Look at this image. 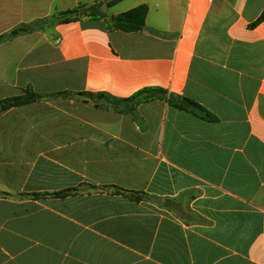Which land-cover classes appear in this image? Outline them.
Returning <instances> with one entry per match:
<instances>
[{"label": "crops", "instance_id": "crops-1", "mask_svg": "<svg viewBox=\"0 0 264 264\" xmlns=\"http://www.w3.org/2000/svg\"><path fill=\"white\" fill-rule=\"evenodd\" d=\"M142 5L143 30L112 28ZM80 6L100 16L58 20ZM263 13L264 0H0V37L36 25L0 41V102L41 96L0 112V264H264ZM146 88L214 118L123 101Z\"/></svg>", "mask_w": 264, "mask_h": 264}, {"label": "trees", "instance_id": "trees-1", "mask_svg": "<svg viewBox=\"0 0 264 264\" xmlns=\"http://www.w3.org/2000/svg\"><path fill=\"white\" fill-rule=\"evenodd\" d=\"M115 2L120 0H113ZM99 10L97 7H90L86 8L85 6H80L79 8L69 10L66 12H61L58 16V20L67 21L69 20V17H66V15H73V16H88V17H99L100 15ZM148 15V7L146 5L139 6L135 9H132L128 12L119 14L115 16L112 20V28L123 30L126 32H137L141 31L146 26V18ZM65 18H64V17ZM62 17V18H61ZM264 21V13L259 17V19L252 24V27L257 26L261 22ZM36 30V25H23L21 27L15 28L8 34L0 37V41L4 39H12L15 37H18L20 35L28 34ZM155 94V95H150ZM89 96H93V94H88ZM143 95H149L146 97H142ZM107 100H109L113 105L118 104V102H122L120 100H112L110 96L106 94L100 95ZM41 98L40 95H37L33 93L32 91H28L25 95L14 97L5 101L0 102V112L5 111L7 109H10L12 107H19L22 105L34 103L38 101ZM155 98L159 99H165L168 100V102L177 108L181 110H185L188 112H191L192 114L204 118V119H213L214 116L211 112H209L205 107L201 106L199 103L195 102L192 99L186 98V97H180L175 95H170L166 90L161 88H146L140 92H138L136 95H134L132 98L123 100V101H129L133 102L132 110L136 108L137 105L144 103V102H150L154 100Z\"/></svg>", "mask_w": 264, "mask_h": 264}, {"label": "rangeland", "instance_id": "rangeland-1", "mask_svg": "<svg viewBox=\"0 0 264 264\" xmlns=\"http://www.w3.org/2000/svg\"><path fill=\"white\" fill-rule=\"evenodd\" d=\"M82 16V15H81Z\"/></svg>", "mask_w": 264, "mask_h": 264}]
</instances>
